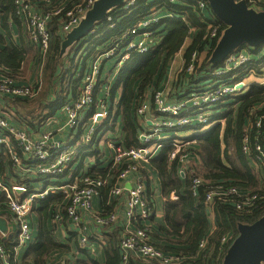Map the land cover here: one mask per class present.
<instances>
[{"label": "trees", "instance_id": "1", "mask_svg": "<svg viewBox=\"0 0 264 264\" xmlns=\"http://www.w3.org/2000/svg\"><path fill=\"white\" fill-rule=\"evenodd\" d=\"M81 1L70 0L64 4L61 0H54V4L63 5L66 11ZM156 7L162 12L159 21L151 26L157 42L147 52L133 51L122 63L111 84L107 117L96 123L91 140L80 146V154L63 173L51 175L26 172L25 176L20 175L23 169L36 166L38 160L26 158L14 144L21 157L19 167L13 163L7 147L0 145V176L5 184H28L27 195L43 191L49 186L55 187V190H50L46 195L35 200L31 214L37 216L38 234L26 245L23 255V261L26 263L48 264L47 258L51 253L71 251L73 246L70 241L64 243L54 237L52 220L56 223L62 221L65 226L69 224L66 214V195L59 187L74 181L84 173L101 178L109 175L116 177V169L111 168L113 152L108 148V142L125 148L142 145L140 133L145 129L146 123L137 114V108L143 101L149 100L152 105L151 111L154 110L152 103L154 92L164 90L172 61L188 37L191 36V41L185 47L182 70L168 91V96L175 95L181 99L191 89L198 88H191L192 83L214 79L213 69L222 64L212 65L209 63V58L225 25L216 18L221 29L218 36L211 40L207 37L209 29L205 14L200 12L194 1L135 0L130 7H118L109 13L114 22L112 27L108 26L106 19L94 27L95 32H90L85 38L76 42L66 56L59 58L61 43L65 37L60 32L65 20V11H63L49 22L53 38L51 52L42 71L43 84L40 94L33 99L17 98L7 101L8 113L11 110L9 107H14L15 111L11 118L19 121L22 126L25 125L28 130L33 131L43 125L57 112L62 111L65 105L79 97L83 72L88 63L129 28L150 15ZM262 8L264 9V4L259 7ZM11 25L16 26L21 38L22 22L16 13L15 0H0V63L16 78L33 49L36 51V48L23 40L18 43L13 38ZM205 51L207 56L200 65L198 59ZM194 55L196 56L194 69L188 73L186 70ZM104 62L101 78L94 90V99L85 109L80 119L79 130L74 134L73 139H78L86 132L88 125L91 124V117L98 110L99 100L103 96L102 87L109 81L111 75L108 71L103 74ZM113 71L114 67L112 73ZM262 102H264V85L252 84L246 93L238 96L233 102H228L225 108L219 107L223 112L217 114L216 118L225 119L223 128L219 122L191 137L197 142L191 151L199 154L200 162L193 158L190 160V165L193 173L206 182L199 188L198 196H193L191 191L192 172L182 176L178 158L170 160V154L175 149L171 139L165 140V145L150 159L148 166L157 172L166 198L164 222H156L152 190L150 181H147V197L153 209L148 222L151 242L164 252L184 256L185 260L181 264H206L209 256L211 260L215 259L222 247V239L227 235H232L231 241L237 237L239 223H253L264 215V202H259L257 208L246 213L236 210L234 204L230 202L215 200L209 207L205 201V194L211 185L237 186L245 191H258L261 186L264 189V171H258L252 162L256 131L252 129H249L248 133L246 131L255 115L264 114V105L257 108ZM251 108H257L253 114L249 112ZM246 134L250 137L253 152L248 156L243 152V140ZM86 157L93 161L92 166L85 165ZM115 179L103 187L108 189L109 194ZM172 190L180 193V202L168 198ZM57 213L61 219H56ZM109 213L104 209L101 211L102 215ZM11 215L9 200L3 192H0V216ZM67 232L71 235V239L74 238V246L85 256L77 258L74 264H123L119 249L122 230L119 227L114 225L102 228L103 237L98 240L104 252L102 262L92 255L88 247L80 246L78 231L72 229ZM16 236L14 234L8 238L0 234V243L10 256L13 255V248L18 242ZM207 236L208 243L204 250L200 251L199 243ZM88 239L92 240L89 235ZM226 250L227 245L220 255L218 264H221ZM60 262L58 261L57 264ZM64 264L67 262L64 261ZM127 264H141V262L131 257Z\"/></svg>", "mask_w": 264, "mask_h": 264}, {"label": "built area", "instance_id": "2", "mask_svg": "<svg viewBox=\"0 0 264 264\" xmlns=\"http://www.w3.org/2000/svg\"><path fill=\"white\" fill-rule=\"evenodd\" d=\"M94 1L82 0L65 11V7L55 5L54 0H15L16 13L24 25L29 43L38 52L36 60H39L37 64L42 68V71L51 52L53 35L49 28V22L65 11V20L60 30L65 35L79 24L81 17L92 7ZM170 1L176 2L178 0ZM191 1H194L200 12L205 14L209 29L207 37L214 40L221 28L217 24L216 17L212 13L208 2L206 0ZM134 2L135 0H128L126 7H130ZM247 2L249 6L261 10L259 7H262V5L258 0H247ZM160 12V8H154L150 15L129 28L120 38L88 63L83 72L79 97L65 105L62 110L66 116V126L73 131V136L79 130L80 119L84 115L85 109L89 107L94 99V90L102 75L103 62L116 58L115 76L122 63L129 58L133 51L147 52L154 46L157 40L151 26L161 18ZM112 20V16L108 15L107 22L110 27L114 25ZM92 32H95V30L93 29ZM245 49L243 47L231 53L221 63L220 67L213 69L214 79L206 80L200 87L191 89L186 96L176 102L168 100V91L158 90L154 92L152 100L154 105L153 114L151 102L149 100L143 101L137 108V114L146 123L145 129L140 133L142 143L140 147L125 148L116 143L110 144L113 152L111 168L116 169L117 175L115 178L121 182V184H114L110 193L113 197H120L125 191L128 192L125 215L135 226L130 229L125 227L122 232L119 249L123 264H127L131 257L137 258L141 264H181L185 260L184 256L164 252L151 242L150 224L148 222L153 209L147 197L145 184L135 181L132 187L129 188L126 182L131 178L136 179V174L141 168V162L149 163L150 159L165 145V140L171 139L175 149L170 154V160L178 158L179 171L182 176H185L187 172H192L191 191L193 196H198L199 188L206 182L200 176L195 175L191 168L190 159L192 157L196 160L200 158L199 154L191 151V148L197 145L196 140L191 139V137L206 131L219 122L223 128L225 119H217L216 115L219 113L215 110L230 101L233 102L238 96L246 93L252 84L264 85V45L257 48L252 47L248 51ZM195 60L196 56L194 55L187 67L186 71L188 73L193 71ZM114 76L112 80L103 85V96L99 100L98 110L91 117V124L88 125L82 140L75 145H72L71 139L69 140L71 142L68 143L66 141H55L52 131L35 134L27 128L13 124L7 115L0 112V145L7 147L13 163L19 167L21 166V157L14 144L19 147L26 158L38 160L36 166L23 169L20 175L25 176L26 172L56 175L63 173L69 167L70 163L80 154V146L91 140L95 125L99 122L97 118L99 116L106 118L108 115V100ZM42 84V74L33 82L20 84L11 71L0 63V97L2 99L7 101L17 98L33 99L40 94ZM263 105L264 102L259 103L257 108H261ZM257 108H251L249 112L253 114ZM249 129L256 131L253 141L254 153L251 150L250 137L247 134L243 140V152L247 156L253 153L252 162L254 166L263 172L264 114L255 115L253 121L246 128L247 133ZM180 137L186 141L179 140ZM111 177L114 178V175L101 178L84 173L74 181L59 187L66 195V214L71 226L80 234V246L82 248H89L88 225L83 219L84 212H90L96 224L101 228H109L116 224L118 219L116 212L112 211L107 215H102L101 211H96L93 205V198L109 183ZM50 190H55V187L49 186L43 191L27 195L28 184L7 185L0 176V192H3L8 198L12 213L10 217L4 216L9 224L8 233L3 234L0 232V234L8 238L16 234L18 239L13 248L12 256L7 253L3 244L0 243V264H29L23 261L20 263L17 253L34 239L30 215L35 200L43 197ZM263 190L262 186L258 191H245L237 186L211 185L205 194V201L209 207L215 200L230 202L234 204L236 210L250 213L257 208L259 202H264ZM168 198L177 202L181 201V195L176 190H172ZM56 219H61L59 213H57ZM231 239L232 235L225 236L222 239V247L217 257L211 260L209 256L206 264H218L217 262L224 248L227 245L228 250L234 240L231 241ZM207 243L208 236L200 241V251L204 250ZM59 264H64V261Z\"/></svg>", "mask_w": 264, "mask_h": 264}, {"label": "water", "instance_id": "3", "mask_svg": "<svg viewBox=\"0 0 264 264\" xmlns=\"http://www.w3.org/2000/svg\"><path fill=\"white\" fill-rule=\"evenodd\" d=\"M206 1L214 16L225 25L209 63L220 64L235 50L243 47L257 48L264 45V9L249 6L247 0ZM127 2L128 0H95L81 17L79 24L65 34L59 58L66 56L69 49L92 32L96 25L103 23L113 9L127 8ZM102 119V116L97 118L98 121ZM127 186L132 187L131 184ZM8 231L7 219L0 216V232L6 234ZM238 231L222 264H264V215L253 223H239Z\"/></svg>", "mask_w": 264, "mask_h": 264}, {"label": "crops", "instance_id": "4", "mask_svg": "<svg viewBox=\"0 0 264 264\" xmlns=\"http://www.w3.org/2000/svg\"><path fill=\"white\" fill-rule=\"evenodd\" d=\"M68 1H70V0H61V2H63L64 4L67 3ZM161 17H162V15H161ZM12 26L13 25H11V28H12ZM22 26H23V29H22L21 38H20V34L18 32H15V31H13V38L18 43H20L21 40H23L26 44H28L29 38L27 36V33L25 31L23 23H22ZM61 34H63V33H61ZM184 51H185V48L183 46L182 49L180 50V52L176 54L174 60L172 61L171 66H170L167 83H169V77L172 75V73H176V75L174 76V79L171 83L172 85H170L169 88L167 87V89H169V90L171 89V86H173L175 81L178 79V75L181 72L180 66H181V64H183ZM178 55H180V56L178 57ZM112 59H108V60H106V62H104L105 67L103 69V74H105V72H107V71L110 72V74H111L110 78L108 80H112V77L114 76V72H115V70H114L112 73V67H114L115 63H113L112 65H109V62ZM115 62H116V60H115ZM114 78H115V76H114ZM18 81L20 83H27L28 82V81H23L21 79H18ZM203 83H205V81L194 82L190 86H191V88L199 87V86L203 85ZM167 86H168V84H167ZM168 100L171 102H176V101H178V98L175 95H172L171 97H169ZM6 106H7V100H4L0 97V112L7 115L11 119L13 124L26 128L25 125L22 126L19 121H16V120H14V118H11V116H13L12 114L14 113L15 108L9 107V109H11V110L8 113V111H7L8 108ZM153 113H154V110H152V114ZM33 131L35 134H38V133H41L44 131H52L53 137L55 138V141H57V142H60V141L65 142L66 141V143L72 141V145H75L80 140H82V136H83V135L80 136L78 139H76V138L73 139L74 138V136L72 134L73 131L70 130V128H68L66 126V116L64 115V112H62V111L57 112L53 117H51L43 125L37 127ZM118 136H120V134H118ZM70 139H71V141H69ZM109 146H110V144H109ZM193 158L194 157H192L191 159H193ZM85 165L86 166H92L93 161L90 160L88 157H86L85 158ZM148 165H149V163L141 162V164H140L141 168H140V171L136 174V179L131 178L126 183L132 185L135 183V181H140V182H143L145 184V187H147L146 186L147 181L148 180L150 181V186H151V190H152L153 205H154L155 221L159 222V223H163L164 222V205H165L166 198L163 195L161 182H160V179H159L157 172L154 169L150 168ZM74 166H76V163L74 164ZM114 178H115V176H114ZM114 178L111 177L109 179V182ZM116 183L121 184L120 181L115 179V184ZM127 200H128V192L127 191H125L120 197H113L111 195V193L109 194V191L107 188H103L102 192H100L98 195H96L93 198V205H94V208L96 209V211H102V209H104L108 212H112V211L116 212L118 215V219L116 221L115 226L119 227L123 232L125 227L128 229L135 227L134 224L132 225V223L128 220V218L125 215V206H126ZM83 219L86 222V224L88 225V235H89L90 239H92V240H89V249H90L92 255L95 258H97L99 261L102 262V261H104V252H103L102 245L98 242V240H100L99 238L103 237L102 228L96 224L94 217L90 212H84L83 213ZM52 221H53V228H54V237L56 239L64 242V243H69V241H70V244H72L73 247L71 248V251L68 253H59V252L58 253H55V252L51 253L47 258L48 264H57L58 261L59 262L60 261L61 262L66 261L67 264H74V262L77 258H84L85 256L80 251H78V249L74 246V238L71 239L72 238L71 235L67 232L68 230L72 231V229H74L71 226L70 221H69V224H67L66 226L64 224H62V221H59V223H56L54 220H52ZM30 223H31V226L33 229V235L35 238L36 235L38 234L36 214L33 213L30 215ZM25 250H26V245L24 247H22L17 253V258H18L20 263H21V261H23V255H24ZM23 262H25V261H23Z\"/></svg>", "mask_w": 264, "mask_h": 264}, {"label": "rangeland", "instance_id": "5", "mask_svg": "<svg viewBox=\"0 0 264 264\" xmlns=\"http://www.w3.org/2000/svg\"><path fill=\"white\" fill-rule=\"evenodd\" d=\"M258 1L261 3V5L264 4V0H258ZM22 29H23V26H22ZM12 31L18 32L16 29V26H14V25L12 26ZM190 41H191V36L186 39L185 44H184V48L189 44ZM244 48H246L245 49L246 51H248L250 49V47H244ZM179 56L180 55H178V57ZM206 56H207L206 51L201 53V55L198 59V62L200 65H202ZM36 57H38V52H37V50L34 51V49H33V52L30 54V56L28 57V59L26 60V62L24 64L23 68L21 69V71L17 75V77H16L17 79H21L23 81H28L27 83H30V82L35 81V79H37L40 76V74H42V68H40L38 66L37 63L39 62V60H36ZM113 59L110 60L109 65H112L113 63H115L116 59L115 58H113ZM182 67H183V64H181V66H180L181 70H182ZM175 75H176V73H172V75L169 77V83L165 84V86H166L164 88L165 91H169V89H167V87L169 88L170 85H172L171 83H172ZM208 82H210V81H208ZM167 84H168V86H167ZM226 106H227V104H225L223 108H225ZM215 112H217V113L223 112V109H217V110H215ZM109 140H112V139H109ZM179 140H185V139H181V137H180ZM108 143L112 144V142H108ZM108 148L110 149L109 146H108ZM198 162H200V158H198ZM258 171H259V169H258Z\"/></svg>", "mask_w": 264, "mask_h": 264}]
</instances>
